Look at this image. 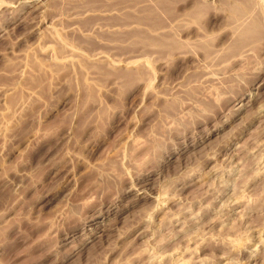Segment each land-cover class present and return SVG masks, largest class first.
Here are the masks:
<instances>
[{
    "label": "rangeland",
    "instance_id": "374dc122",
    "mask_svg": "<svg viewBox=\"0 0 264 264\" xmlns=\"http://www.w3.org/2000/svg\"><path fill=\"white\" fill-rule=\"evenodd\" d=\"M0 264H264V0H0Z\"/></svg>",
    "mask_w": 264,
    "mask_h": 264
},
{
    "label": "bare ground",
    "instance_id": "6f19581e",
    "mask_svg": "<svg viewBox=\"0 0 264 264\" xmlns=\"http://www.w3.org/2000/svg\"><path fill=\"white\" fill-rule=\"evenodd\" d=\"M235 1H236V0H235ZM242 2H244V1H242ZM242 9H243V8H242ZM242 9H241V10H242ZM239 10H240V9H239ZM236 12H237V11H236ZM236 12H235V13H236ZM246 13H247V12H246ZM239 14H240V13H239ZM241 15H242V14H241ZM241 15H239V16H241ZM245 15H246V14L244 13V17H245ZM246 16H247V15H246ZM236 17H237V16H236ZM242 19H243V18H242ZM247 19H248V18H247ZM245 20H246V19H245ZM238 22H239V21H238ZM245 22H246V21H245ZM242 24H243V23H242ZM245 24L247 25V22H246ZM236 25L238 26L239 24L236 23ZM246 25H244V27H246ZM239 26H240V25H239ZM249 26H251V24H250ZM232 27H233V26H232ZM240 27L242 28V25H241ZM240 27L237 28L238 31H239V28H240ZM244 27H243V28H244ZM247 27H248V26H247ZM247 27H246V29L248 30V32H250V31H251V28H249V27L247 28ZM241 28H240V29H241ZM235 29H236V28H235ZM233 30H234V29H233ZM241 30H242V29H241ZM249 30H250V31H249ZM235 31H236V30H235ZM238 31H237V32H238ZM244 32L247 33V31H246L245 29H244ZM244 32H243V35L245 34ZM240 34H241V33H240ZM247 34H248V33H247Z\"/></svg>",
    "mask_w": 264,
    "mask_h": 264
}]
</instances>
